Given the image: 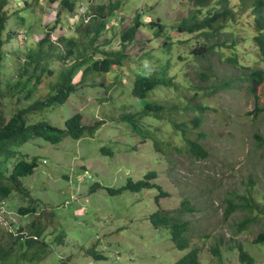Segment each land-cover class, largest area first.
Returning a JSON list of instances; mask_svg holds the SVG:
<instances>
[{
    "label": "rangeland",
    "instance_id": "374dc122",
    "mask_svg": "<svg viewBox=\"0 0 264 264\" xmlns=\"http://www.w3.org/2000/svg\"><path fill=\"white\" fill-rule=\"evenodd\" d=\"M113 1L116 0H76L75 15L63 12L61 23L50 38L58 41V37L65 34L80 40L76 26L81 19L72 22L82 17L88 19L89 7L93 13V8ZM121 2V8L112 17L116 23L98 42L104 44L111 40L110 45L118 49L120 31L132 22L137 11L142 12L144 24L134 42L126 46L129 58L123 67H114L109 73L90 74L78 84V91L65 104L30 116L31 122L45 119L63 128L66 119L80 111L84 124H102L94 136L87 133L80 140L67 137L60 144L35 137L19 148L21 158L37 156L39 166L34 174L22 178L20 190L7 198L0 212L1 226L10 230L21 226L29 230L33 220L55 207L57 216L43 220V225L47 226L42 238L50 244L54 240L53 246L50 245L52 255L40 264H175L189 249L176 248L170 230L151 223L150 215L158 209V189L124 191L118 195H111L105 189L107 186L120 187L129 177L138 180L155 172L157 177L152 181L171 193L160 199L162 208L175 209L188 199L199 209L186 213L184 218L190 221L191 247L201 249L203 264H220L211 250L216 244L221 246L223 264H245L240 261L238 248L231 247L239 243L255 257L256 264H264V245L253 242L264 230V212L254 211L252 215L258 218L240 232H237L238 223L248 212L237 211L228 219L224 217L227 200L236 193H246L264 206V143L256 142L253 137L256 133L264 136V110L256 109L264 106V82L258 87L257 99L246 81L224 85L238 75L232 63L224 59L218 61L214 55L210 59L214 66L207 68V61L190 54L195 38L190 39V44L185 42L187 35L179 32L175 25L182 15L190 14L194 7L191 0ZM240 3V0H231L238 13L236 24L231 26L239 37L235 52L241 63L264 67L257 47L249 38L254 35L253 16L249 10H243ZM4 9L8 21L3 38L7 31L13 38L3 45L6 56L1 69L2 92L6 91L9 78L13 77V82L16 80L15 71L24 61L27 48L36 46L39 37L56 22V12L52 11L55 4L50 0H10ZM20 17H25L27 22ZM158 21L166 25L165 32L160 35L148 25ZM24 34L30 36L28 40ZM167 35L174 37L170 49ZM199 38L203 39L204 35ZM226 51L225 55H231ZM159 58L169 64L166 78L172 85H160L149 98L166 107L164 118L155 121L145 116L140 124L155 130L163 140L160 150L149 136L140 135L122 119L123 115L142 109V102L131 95L135 73H152L159 66ZM52 67L54 73L44 77L41 88L30 100L25 98V93L4 99L1 106L7 120L14 110L47 97L62 64L54 61ZM78 76L81 78L80 74ZM197 88L202 89L198 102L202 103L203 111L179 112L173 108L176 104L185 106ZM195 117H200L198 126L194 125ZM175 122L183 123L188 137L203 144L209 152L208 158L195 159L190 155L188 143ZM168 142L180 147L181 151L168 146ZM100 148L110 149L111 154L103 155ZM42 158L47 159L45 164ZM14 163L15 160L5 163L9 174ZM83 167L88 171L84 172ZM78 175L80 179L85 175L91 178H86L84 184L79 182ZM97 182L103 186L96 185ZM92 187L96 189L93 193L90 192ZM21 206L36 207V212L22 219ZM49 213L55 216V212ZM60 225L66 234L62 243L55 240ZM97 252L104 258H98Z\"/></svg>",
    "mask_w": 264,
    "mask_h": 264
},
{
    "label": "trees",
    "instance_id": "16d2710c",
    "mask_svg": "<svg viewBox=\"0 0 264 264\" xmlns=\"http://www.w3.org/2000/svg\"><path fill=\"white\" fill-rule=\"evenodd\" d=\"M10 0H0V84L2 83L1 69L4 66L5 52L3 44L13 38V34L7 31L6 39H3V31L6 29L8 17L5 6ZM55 2L56 0H50ZM194 7L190 9V14L182 15L175 25L179 32L187 35L185 42L190 44V39L195 38V42L191 45L190 54L199 60L207 61V68L214 66V62L210 59L214 56L218 61L227 60L237 70V74L232 80L227 81L224 85H229L233 81H246L247 86L252 94L258 99V87L264 82V68L258 65H246L240 62L239 55L235 52L239 45V37L236 36L233 24H236L238 16L236 6L231 4V0H191ZM238 4L243 10H249L253 16L254 35L253 43L257 47L260 61L264 62V0H240ZM62 12L74 11L76 9V0H60ZM121 0H116L110 3L98 5L93 8V13H90L88 22H83L76 27V33L81 35V39L68 37L64 35L58 38V41H53L50 36L55 30L54 24L46 35L38 42L36 47L30 48L25 52V61L16 69V80L13 82V77L6 81L7 89L2 92L0 89V202L8 197L12 192L19 191L22 184V177L32 175L38 168L37 159L26 161L25 158H17V151L35 137L52 143H59L67 136L75 139H80L86 133L94 134L99 128L101 122L94 125H85L82 122V115L77 114L70 118L65 129H60L52 126H45L44 122H31V115L34 111H43L44 107L50 106L53 103L56 105L62 104L67 100V96L74 89L71 80L72 77L82 70L85 77L90 72H108L114 64L122 65L124 60L129 55L126 54L123 47L129 42L135 40L138 30L143 26L142 13L137 11L132 25L121 31L120 42L121 49H101L97 41L106 32L108 19L121 8ZM27 22L25 17H20ZM56 22H59L57 19ZM155 30L156 35L165 32L166 25L158 21L156 23H148ZM204 35L200 40L199 37ZM168 48L170 49L174 43L172 35L166 36ZM110 42L103 45H109ZM226 50L231 52V55H225ZM102 53V54H101ZM99 57H96L97 55ZM61 62L62 67L57 74L56 83L51 85V91L46 98L35 99L26 107H21L12 112V115L7 120L3 113L4 109L1 106L4 99L14 96L15 94L25 93V98L30 100L36 90L41 88L42 81L46 75L54 73L51 67L53 60ZM159 66L149 74H135L131 95L141 101L142 109L138 113H129L122 116V119L133 129L138 131L140 135L152 139L156 148L160 150L159 145L163 142L155 130H150L146 126L142 127L140 122L143 117L148 116L155 121H161L164 116L163 112L166 107L160 104L159 101H154L149 98L160 85H172L170 80H167L166 74L169 67L168 62L159 58ZM201 88L194 89L191 93L189 102L185 106L180 104L173 105L174 109L179 112H186L197 109L203 111L202 103L198 102ZM55 91L54 95H51ZM50 95V96H49ZM181 98L184 95L180 96ZM195 100V102H193ZM257 111L264 110V106L256 107ZM194 125L198 126L200 117L193 119ZM176 127L182 132L187 141V150L195 159H206L209 152L198 139L188 137L187 128L183 123L175 122ZM254 139L264 143V136L256 133ZM168 146H173L177 151H181L180 147L168 142ZM110 148V147H109ZM101 150V148H100ZM103 155H110L111 150L103 148ZM18 159L13 164L10 174L9 167L5 164L8 160ZM5 164V165H4ZM157 177L156 173H147L145 177L134 180L128 178L120 187H106L111 195H118L124 191L138 192L145 188L159 187L160 193L156 197L158 203L159 197L168 196L169 193L164 191L154 180ZM264 177V175H263ZM253 183V179L251 177ZM96 185L101 187L100 183ZM95 187L90 189V192H95ZM247 191L249 189L247 188ZM196 207V206H195ZM189 200L182 202V206L174 211L158 208L151 216L150 220L155 227H166L171 232V240L174 246L180 250L189 249L175 264H203L198 247H191V227L190 221L182 217L185 212L193 213L196 211ZM22 216L28 215L30 212L36 211L35 207H20ZM199 209H197V212ZM237 211L248 212L249 214L238 223L237 232L247 229V225L258 218L257 215H252L254 211L258 213L264 212V206L261 207L251 196L246 193H236L235 196L227 200V206L224 211V217L228 219ZM176 213V214H175ZM43 216L40 215L36 220H33L28 229L23 227L11 231L0 224V264H40L48 256H50L49 243L42 238L45 235V227L43 225ZM56 217V210H55ZM60 232L56 233V239L63 242L65 238V230L60 225ZM27 233V234H26ZM256 244H264V230L260 231L253 240ZM232 248L237 247L239 250L240 261L245 264H256V259L251 255L241 243L232 245ZM213 257L222 262L221 246L216 244L211 248ZM98 258H104L102 253L97 252Z\"/></svg>",
    "mask_w": 264,
    "mask_h": 264
},
{
    "label": "clouds",
    "instance_id": "9594fccd",
    "mask_svg": "<svg viewBox=\"0 0 264 264\" xmlns=\"http://www.w3.org/2000/svg\"><path fill=\"white\" fill-rule=\"evenodd\" d=\"M54 4H55V9H52V11H55L56 12V21H57V19H59V22H55L54 24L56 25V28H57V25L59 24V23H61L60 22V20H61V15L59 16V14H58V12H59V10L61 9V3H60V0H56L55 2H53ZM76 10V9H75ZM75 10L74 11H69V12H66L67 14L69 13L70 15H72V16H74L75 15ZM63 13V12H62ZM90 13H91V8L89 7V9L86 11V15L88 16V19H86L85 17H82V18H77L76 20H74L72 23H74V22H76L77 20H79V19H81L80 20V22H79V24H81V23H83V22H88V20H89V16H90ZM142 13V12H141ZM116 15V13H114V15L113 16H111L109 19H108V21H107V25H106V31L110 28V26H113L115 23H116V20L115 19H112V17H114ZM137 15V14H136ZM135 15V16H136ZM142 16H143V13H142ZM58 17V18H57ZM134 20V19H133ZM133 20H132V22H130L125 28H123L122 30H125V29H127L130 25H132V23H133ZM143 21V20H142ZM64 22H66V21H64ZM78 24V23H77ZM76 24V25H77ZM78 24V25H79ZM144 24V23H143ZM6 26H7V24H6ZM54 26V25H53ZM52 26V27H53ZM77 27V26H76ZM142 27V26H141ZM55 28V29H56ZM121 30V31H122ZM4 31H6V29L4 30ZM4 31H3V34H4ZM54 31V30H53ZM52 31V32H53ZM120 31V32H121ZM51 32V34H55V33H52ZM46 35V34H45ZM44 35V36H45ZM65 34H63V35H61V36H59L58 38H60V37H62V36H64ZM24 36H25V39L26 40H28V38L30 37L29 35H27V34H24ZM43 36V37H44ZM2 37H3V35H2ZM43 37H39V39L37 40V43H36V46H37V44H38V42H40L41 41V39L43 38ZM136 37V36H135ZM252 37L253 36H250L249 38L251 39V41L253 42V40H252ZM7 38V36L5 37V38H3V39H6ZM11 40V39H10ZM9 40V41H10ZM100 40V39H99ZM53 41H55V40H53ZM108 42H110L111 43V40H106V43H108ZM134 42V41H133ZM5 44V43H4ZM3 44V45H4ZM97 44H99L100 45V47H101V49H106L105 48V46H110L109 48H107V49H115L114 47H112L110 44L109 45H103V44H100L98 41H97ZM128 44H126L124 47H123V49H124V51H125V49H126V46H127ZM255 45V44H254ZM36 46H33V47H36ZM30 48H32V47H28L27 48V50H26V53H27V51L30 49ZM2 49H3V47H2ZM118 49H121V42H120V46H119V48ZM117 49V50H118ZM102 54V53H101ZM127 54V53H126ZM128 55V54H127ZM100 56V55H99ZM99 56H96V57H99ZM128 59V57L124 60V62L126 61ZM24 61H25V59H24ZM54 61H58V60H53V62ZM60 62V61H59ZM123 65H124V63L122 64V65H118V64H114L112 67H111V69H110V71L112 70V68H114V67H117V68H121V67H123ZM51 67H52V65H51ZM264 68V67H263ZM110 71H108V72H90L88 75H86V77H85V75H84V73H83V71L82 70H79L73 77H72V80H71V83H72V85H74V89H73V91H71L70 93H69V95L67 96V100L64 102V103H62V104H59V105H63V104H65L68 100H69V98L71 97V95H73V94H75L78 90V84L79 83H81V82H83V81H85L86 80V78L90 75V74H92V73H109ZM81 75V78L78 76V75ZM135 74H142V73H135ZM75 79H78V81H75ZM82 84H84V83H82ZM55 94V91L51 94V95H54ZM50 96V95H49ZM58 105V106H59ZM55 106V103H53L52 105H50V106H46V107H44V109H43V111H45V110H47V109H51L52 107H54ZM57 106V105H56ZM37 112H42V111H34L33 110V113H37ZM77 114H81L82 115V113L80 112V111H78V112H75L74 114H72L71 116H69L67 119H66V122H65V126L63 127V128H61L60 126H56V125H54V124H52V123H50L49 121H47V120H45V119H41V120H39L38 122H44L45 123V126H47V127H49V126H52V127H57V128H60V129H65L66 127H67V122H68V120L70 119V118H72L73 116H75V115H77ZM82 122H83V115H82ZM97 124V123H96ZM102 124V123H101ZM100 124V125H101ZM85 125H87V124H85ZM99 125V126H100ZM99 129V128H98ZM97 129V130H98ZM97 130H95V132L97 131ZM94 132V133H95ZM87 134V133H86ZM85 134V135H86ZM89 134V133H88ZM84 135V136H85ZM91 135V134H90ZM93 135V134H92ZM95 135V134H94ZM93 135V136H94ZM84 136L83 137H81L80 139H82V138H84ZM68 137H70V136H68ZM65 138H67V136L65 137ZM65 138H64V140H65ZM71 138V137H70ZM73 138V137H72ZM73 139H75V138H73ZM80 139H75V140H80ZM64 140H62L61 142H59V143H56V144H60V143H62ZM47 141V140H46ZM48 142H50V141H48ZM50 143H52V142H50ZM52 144H55V143H52ZM22 147V146H21ZM102 150V149H101ZM207 150V149H206ZM208 151V150H207ZM17 153H18V155H17V158H21V156H20V150L19 151H17ZM22 158H25L24 160H26V161H32L33 159H37V161H36V163H38V166H39V159L37 158V156H34L33 158H31V159H29L28 157H26V156H23ZM21 158V159H22ZM13 160H15V162L16 161H18V159H13ZM12 160V161H13ZM9 161V160H8ZM7 161V162H8ZM46 161H47V159L46 158H42V163H46ZM37 166V167H38ZM84 168V172H86V170L88 171V169H86V167H83ZM36 171V170H35ZM35 173V172H34ZM33 173V174H34ZM82 174H84V173H82ZM22 178H24V177H22ZM86 178H91V175H85V177L83 178V179H80V177H79V175H78V179H79V182H83L84 184H86V182H85V179ZM129 178H131V177H129ZM133 179V178H132ZM141 179V178H140ZM135 180V179H134ZM21 181H22V179H21ZM97 183H100V182H97ZM155 183H157V182H155ZM101 184V183H100ZM162 189H163V187L159 184V183H157ZM101 186H103L102 184H101ZM108 187V186H107ZM110 187V186H109ZM153 188V187H152ZM157 189H158V191H159V193H160V188L159 187H156ZM105 189H107L106 187H105ZM145 189H147V188H145ZM144 190V189H143ZM164 190V189H163ZM142 191V190H141ZM164 191H167V190H164ZM168 193H169V195L168 196H163V197H159V200H158V203H157V205H158V208L160 207V208H162L161 207V205H160V199L161 198H165V197H169V196H171V193L169 192V191H167ZM13 193V192H12ZM11 193V194H12ZM29 193V191L27 192V194ZM159 193L156 195V197L157 196H159ZM10 194V195H11ZM9 195V196H10ZM8 196V197H9ZM8 197H6L5 199H3L1 202H0V212H2V210L4 209V207L6 206V204H7V198ZM185 200H188V199H185ZM185 200H183V201H185ZM182 201V202H183ZM190 201V200H189ZM182 202H181V204L179 205V207H177L178 209L182 206ZM191 202V201H190ZM31 203H34V202H31ZM192 204V203H191ZM193 205V204H192ZM33 206H35V205H33ZM194 206V205H193ZM21 207H28V206H21ZM195 207V206H194ZM36 208V207H35ZM46 208H48V207H46ZM45 208V209H46ZM177 208H175V209H177ZM196 208V207H195ZM45 209H41V211H46ZM52 210H48L47 209V211H52V212H55V207H53V208H51ZM162 209H164V208H162ZM165 210H168V209H165ZM170 211H174V209H169ZM196 211H197V208H196ZM195 211V212H196ZM36 212V211H35ZM35 212H33V213H35ZM45 213V212H43L42 214H44V215H48L49 217H47V218H50V217H55L53 214L54 213ZM195 212H193V213H195ZM31 213V212H30ZM29 213V214H30ZM154 213V212H153ZM152 213V214H153ZM186 213H190V212H185V213H183L181 216L182 217H184V215L186 214ZM28 214V215H29ZM32 214V213H31ZM151 214V215H152ZM176 214V213H175ZM28 215H24V216H22V219L25 217V216H28ZM150 215V216H151ZM56 216H57V214H56ZM44 217L45 216H43V219H44ZM186 219V218H185ZM151 221V220H150ZM11 231H14L15 232V229H13V230H11ZM66 235V234H65ZM258 235V234H257ZM256 235V236H257ZM254 240V239H253ZM48 242V241H47ZM49 243V242H48ZM53 243H54V240L51 242V244L49 243V248H50V245H52L53 246ZM62 243V242H61ZM259 245H264V244H259ZM197 247V246H196ZM244 247V246H243ZM53 250V249H52ZM52 250H51V248H50V255H52ZM186 250V249H185ZM252 255V254H251ZM103 257H104V255H103ZM47 259V258H46ZM45 259V260H46ZM44 260V261H45ZM43 261V262H44ZM42 263V262H41Z\"/></svg>",
    "mask_w": 264,
    "mask_h": 264
}]
</instances>
